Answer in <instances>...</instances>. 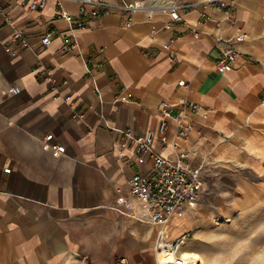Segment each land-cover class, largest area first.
<instances>
[{
    "label": "crops",
    "instance_id": "1",
    "mask_svg": "<svg viewBox=\"0 0 264 264\" xmlns=\"http://www.w3.org/2000/svg\"><path fill=\"white\" fill-rule=\"evenodd\" d=\"M29 1L0 0V264H152L155 229L137 204L117 209L153 161L119 147L117 130H156L162 103L175 114L200 105L186 116L185 143L170 120L163 152L175 159L173 143L187 149L213 183L223 143L240 147L254 137L246 130L264 128V0H224L232 21L208 0H182L181 22L107 0L105 16L73 23L57 16L56 0L33 12ZM61 5L78 12L75 1Z\"/></svg>",
    "mask_w": 264,
    "mask_h": 264
},
{
    "label": "built area",
    "instance_id": "2",
    "mask_svg": "<svg viewBox=\"0 0 264 264\" xmlns=\"http://www.w3.org/2000/svg\"><path fill=\"white\" fill-rule=\"evenodd\" d=\"M48 0H30L24 8L30 12L44 8ZM59 6L57 16L69 23H73L76 17L81 19H99L105 16L112 7L111 2L107 0H71L78 4L77 14L66 11L61 3L64 0H56ZM182 0H117L115 6L127 11H144L149 19L156 11H169L175 21L181 22L180 7ZM218 11L225 12L227 21L233 20L231 13L232 6L227 5L224 0H208ZM83 23L80 22L79 26ZM52 32L43 35L41 43L43 47L51 44ZM65 49H68L65 47ZM227 52V57L231 55ZM52 90L57 89L58 82L54 77H49ZM14 95H19L21 89L14 87ZM176 106L162 103L159 113L161 122L156 130L134 132L131 129L117 130V145L121 148H136L138 153L146 155L153 161L146 174L137 173L129 181V198L124 201L118 200V205L122 208L117 211L123 213L131 211L130 203L137 204L142 210L143 217H140L145 224L155 229L154 253L156 264H200L194 259L183 256L184 247L192 239V232L185 231L178 237L170 238L173 230V218L175 215L186 209H193L200 203L209 191L203 174L202 165L193 163L191 153L180 145L173 143L176 158L170 159L164 155V148L168 147L167 134L169 131L170 120L176 123L175 137L185 143L192 130L191 123L186 121L187 114L195 115L200 111V105L192 103L181 104L180 111L175 114ZM53 139L49 135L44 139L45 147ZM160 141L163 148L156 145ZM65 152L64 147H57L54 154ZM10 170L5 169V173ZM133 215H138V211H132ZM172 255V259L166 261V257ZM165 260V261H163ZM162 261V262H161Z\"/></svg>",
    "mask_w": 264,
    "mask_h": 264
},
{
    "label": "rangeland",
    "instance_id": "3",
    "mask_svg": "<svg viewBox=\"0 0 264 264\" xmlns=\"http://www.w3.org/2000/svg\"><path fill=\"white\" fill-rule=\"evenodd\" d=\"M249 122L257 121L250 119ZM246 131L254 137L244 139L240 147L232 144L228 148L230 142L226 141L223 148L228 151L227 155L247 156L250 167L238 168L234 161L224 158L215 171L213 183H208L207 195L178 223L180 230L192 231L193 237L184 250L198 251L207 264L264 262V239L257 240L259 235L264 238V142L256 141L257 135H264V128ZM216 151L215 158L219 159L223 150L219 147ZM152 254V264H155L154 251ZM121 263L125 264V259Z\"/></svg>",
    "mask_w": 264,
    "mask_h": 264
},
{
    "label": "bare ground",
    "instance_id": "4",
    "mask_svg": "<svg viewBox=\"0 0 264 264\" xmlns=\"http://www.w3.org/2000/svg\"><path fill=\"white\" fill-rule=\"evenodd\" d=\"M254 124V123H253ZM256 141L258 142V143H263L264 142V135H257L256 136ZM227 145H228V148L229 147H231L232 146V144H230V143H227ZM246 152V151H245ZM227 157L231 160V161H234V165L236 166V167H238V168H240V167H244V168H246V169H248L249 167H250V163H249V161H248V159H247V156H245V155H242L241 153H235V154H229V155H227ZM228 161V160H227ZM234 205H235V203H234ZM195 207H196V205H195ZM191 209V208H190ZM186 210H189V209H186ZM186 210H184V211H186ZM184 211H181V212H179V213H177L176 215H175V217L177 216V215H179L180 213H182V212H184ZM174 217V218H175ZM173 218V219H174ZM173 226L175 227L176 226V223L173 221ZM186 231H190V230H186ZM183 232H185V231H182V232H180L179 234H181V233H183ZM192 232V231H191ZM178 234V235H179ZM177 235V236H178ZM171 238V237H170ZM259 238H260V240H263L264 238H262V237H260V235H259V237H257V240H259ZM183 256L185 257V258H191V259H194V260H196L197 262H199L200 264H207V260L206 259H204L203 258V256H202V254L201 253H199L198 251H196V250H185L184 251V253H183ZM78 259V258H77ZM166 261H169V260H171L172 259V255H168L166 258ZM163 261H165V260H163ZM162 262V261H161ZM258 264H264V262L262 263V262H260V263H258Z\"/></svg>",
    "mask_w": 264,
    "mask_h": 264
}]
</instances>
